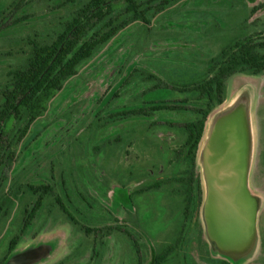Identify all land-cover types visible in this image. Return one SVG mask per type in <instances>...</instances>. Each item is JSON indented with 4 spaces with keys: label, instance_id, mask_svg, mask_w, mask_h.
Here are the masks:
<instances>
[{
    "label": "rangeland",
    "instance_id": "374dc122",
    "mask_svg": "<svg viewBox=\"0 0 264 264\" xmlns=\"http://www.w3.org/2000/svg\"><path fill=\"white\" fill-rule=\"evenodd\" d=\"M12 1L0 0V20L9 18L0 32V102L9 72L27 65L33 43H50L74 9L62 6L65 0H31L30 8ZM263 3L181 0L149 24L123 29L83 62L0 174V200L12 201L0 215V264H158L170 248L162 264H264V73L231 77L226 101L208 118L198 152L203 200L194 220H186L172 185L148 191L176 176L173 153L185 139L180 126L193 116L173 109L124 115L190 98L180 89L206 78L220 48L264 38V9L252 13ZM238 108L250 135L248 187L258 212L251 245L231 254L208 231L202 154L218 122ZM42 185L53 193L21 233L37 200L29 187ZM16 236L21 240L10 252Z\"/></svg>",
    "mask_w": 264,
    "mask_h": 264
},
{
    "label": "trees",
    "instance_id": "16d2710c",
    "mask_svg": "<svg viewBox=\"0 0 264 264\" xmlns=\"http://www.w3.org/2000/svg\"><path fill=\"white\" fill-rule=\"evenodd\" d=\"M180 1L86 0L81 3L77 0H65L62 6L74 9L63 22L61 21V27L54 39L47 44L33 43L27 65L9 72V82L1 92L0 174L7 164L11 166L13 163L15 150L21 138L46 113L54 95L63 89L70 78L77 75L83 62L91 59L101 47L123 29L136 22L149 24L151 16L160 14ZM12 2L17 4L20 2L19 5L16 4L17 8H30L32 3L31 0H13ZM262 9H264V3L253 7L252 13L256 14ZM8 23L9 18L0 20V32L9 26ZM263 73L264 38L256 40L251 36L240 39L226 47L217 58L211 60L208 75L202 82L190 88L180 89L183 93H192L190 98L180 100L173 106L157 104L159 106L124 114L125 116H142L148 115L149 111L173 109L176 112H190L193 116L191 120L180 126L185 139L181 148L173 153L174 168L177 169L176 176L170 181H161L148 188V191H159L165 185H172L173 191L186 204L184 210L186 220L190 221L191 218L194 220V217L190 215L193 212L195 214L197 206L203 200V184L201 177L198 176V151L209 116L227 99V81L238 74L259 76ZM29 189L37 200L34 208L26 211L27 217L21 233H24L36 218L43 199L53 193L51 185L30 186ZM145 191L141 189L139 194ZM2 199L0 215L12 204L8 198ZM56 202L71 218L72 216L60 200ZM91 231L99 232L96 229H88L89 233ZM20 240L21 236L14 238L10 252L15 250ZM174 250L170 248L158 256L156 260L158 264L164 263Z\"/></svg>",
    "mask_w": 264,
    "mask_h": 264
},
{
    "label": "water",
    "instance_id": "95a60500",
    "mask_svg": "<svg viewBox=\"0 0 264 264\" xmlns=\"http://www.w3.org/2000/svg\"><path fill=\"white\" fill-rule=\"evenodd\" d=\"M240 108L222 118L202 158L208 196L205 220L223 252H244L252 243L258 204L248 187L250 135Z\"/></svg>",
    "mask_w": 264,
    "mask_h": 264
},
{
    "label": "crops",
    "instance_id": "0c3cea01",
    "mask_svg": "<svg viewBox=\"0 0 264 264\" xmlns=\"http://www.w3.org/2000/svg\"><path fill=\"white\" fill-rule=\"evenodd\" d=\"M221 49L224 50L225 48L223 47V48H220V50H221ZM222 50H221V51H222ZM221 51H220V53H221ZM215 57H216V56H215ZM211 59H212V58H211ZM208 61H210V60H208ZM208 61H207V60H203L202 63L207 64ZM191 76H192V75H190L189 77H191ZM205 131H206V129H205ZM204 136H205V134H204ZM203 139H205V138L203 137ZM203 141H204V140H202V143H203ZM209 141H210V137H209L208 142H209ZM202 143H201V144H202ZM200 146H201V145H200ZM199 150H200V149H199ZM198 152H199V151H198ZM198 157H199V153H198ZM197 162H198V161H197Z\"/></svg>",
    "mask_w": 264,
    "mask_h": 264
}]
</instances>
